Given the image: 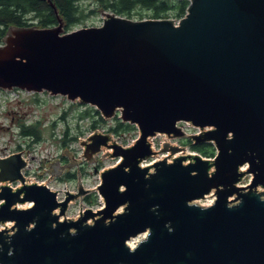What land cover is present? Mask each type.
Instances as JSON below:
<instances>
[{
    "label": "water",
    "instance_id": "1",
    "mask_svg": "<svg viewBox=\"0 0 264 264\" xmlns=\"http://www.w3.org/2000/svg\"><path fill=\"white\" fill-rule=\"evenodd\" d=\"M43 1L57 24L7 27L0 88L62 94L105 118L118 111L139 132L128 145L98 127L81 136L85 162L119 160L91 188L78 168L61 200L26 179L24 148L0 157V264H264V0H188L177 20L102 9L100 24L70 30ZM158 132L168 136L157 149L148 137ZM170 136L210 141L215 153L174 155L185 146ZM103 146L111 151L97 157ZM45 160L35 174L79 167L67 146ZM92 190L103 205L82 209ZM208 193L211 203L197 202ZM76 199L78 215H66Z\"/></svg>",
    "mask_w": 264,
    "mask_h": 264
},
{
    "label": "rangeland",
    "instance_id": "2",
    "mask_svg": "<svg viewBox=\"0 0 264 264\" xmlns=\"http://www.w3.org/2000/svg\"><path fill=\"white\" fill-rule=\"evenodd\" d=\"M80 3L84 8V17L81 18L79 22H76L71 29L86 25L100 24L102 21V16L100 15V13L102 12L103 8L99 5V3L95 2L94 0H80ZM90 9L93 10L90 11ZM148 13L149 12L145 8L136 6L132 10L130 17L139 18L140 14L143 15V18L151 17L148 16ZM168 17L177 20L180 16L172 15ZM2 99L3 98L0 97V154L17 150L23 146L27 148L26 153L29 155L30 162L28 168L26 169V173L35 177L36 180L49 179V171H43L42 174H35V172L43 168L41 165L42 159L46 158L45 162H48L52 157L59 155L64 146H67L68 150L75 155V161L79 163V167L75 166L73 169L69 170L75 173L74 176L66 177L65 172L58 175L57 177H53L51 182L54 183L60 182V184H62V182L67 181L69 186L75 189L77 183V170L78 168H80L81 178L82 180H86L84 184L88 187H94L96 185V182L98 181L99 170L101 168L113 165L116 162V158L97 160L91 163L85 162V158L82 154V145L79 142L81 140V136H85L86 133L93 129L92 127H90L91 117L93 115L85 116L83 118L78 117V111L83 109V105L78 103V101L73 100L72 106H70V102H66L67 99L65 96H55L54 98H50L47 94H40V100L36 101L32 99L26 101L11 99L10 103L5 104ZM54 100L55 103L53 102ZM63 112H65L64 117H61V114ZM29 116H31L32 121L40 119L44 127L43 138L39 140L37 144H32L31 139L26 135L19 134L18 123L21 121L24 122L26 118H29ZM52 122H55V124L51 125ZM181 123L184 127L187 128L186 130L188 133L195 132L199 129L198 127L193 126L190 123H186L185 121H181ZM66 124L70 126L71 133H76L77 137L76 139L66 141V144H63L58 137H60V135L62 134L63 128ZM97 126L105 125H103V123H98ZM52 130H54V134H52ZM133 133H135V130L132 131V133L130 132V137L134 136ZM53 135H55L56 138L53 137ZM164 136V134L158 133L153 137L152 141L155 148L158 149V147L160 146V142L164 139ZM185 139V136H181L172 138L171 141L174 144L185 146L180 154H186L188 152L196 151L189 146V143ZM28 145L31 146H29L28 148ZM64 152H67V150L64 149ZM101 154L102 153L98 154L97 157L106 156V154ZM163 156L164 155L162 154L161 157ZM69 163L70 158L67 155H62L60 158V165L65 166ZM98 164L100 165L98 166ZM246 167V165H243L244 169ZM250 177L251 174L246 173L238 183H247L250 180ZM260 188L263 187L260 186ZM90 193H93V190ZM213 194L212 196L201 198L197 200V202L203 205L207 204L209 200H213ZM82 203L83 206H87L88 204H90L86 202L84 198ZM98 205L99 204L96 203L92 204L93 207H97ZM78 211L79 200L77 199L70 202V205L66 210V215L75 217ZM132 241H134V239H130L129 243Z\"/></svg>",
    "mask_w": 264,
    "mask_h": 264
},
{
    "label": "trees",
    "instance_id": "3",
    "mask_svg": "<svg viewBox=\"0 0 264 264\" xmlns=\"http://www.w3.org/2000/svg\"><path fill=\"white\" fill-rule=\"evenodd\" d=\"M52 3L58 8L60 16L64 17L65 30L71 29L76 22H79L84 17V8L82 7L80 0H51ZM99 3L103 9L114 11L115 13L131 16L132 10L136 6L145 8L151 17H168V16H182L185 13L188 0H94ZM93 9H90L92 11ZM172 14V15H171ZM143 15L140 14L139 18ZM57 24L56 18L50 8V6L44 3L43 0H0V42L9 25H36V26H52ZM72 106V105H71ZM90 107L84 110H79L77 116L80 118L90 114ZM95 112L98 114L96 117L91 118L90 127L96 126L98 123L105 125L108 131L121 134L123 132H131L136 130V126L133 123L122 121L115 116L114 118L107 120L99 114V111L95 108ZM63 112L61 117H64ZM20 135H26L32 140L39 141L43 138L44 127L42 121L37 119L31 123L19 122ZM55 122H52L51 125ZM54 131L52 130V134ZM134 134V133H133ZM77 134H73L70 131L68 124L63 128L62 136L59 140L63 144L66 141L76 139ZM189 146L199 152L202 156L212 157L215 153V147L210 141H203L199 143H193L191 139H185ZM100 164H98L99 166ZM97 166V167H98ZM75 173L67 171L66 177L74 176ZM98 195L96 192L88 193L84 196V200L88 203H96Z\"/></svg>",
    "mask_w": 264,
    "mask_h": 264
},
{
    "label": "built area",
    "instance_id": "4",
    "mask_svg": "<svg viewBox=\"0 0 264 264\" xmlns=\"http://www.w3.org/2000/svg\"><path fill=\"white\" fill-rule=\"evenodd\" d=\"M40 94H42V95H44V94H47L48 95V97H50V98H54L55 96H62V95H52V94H50V93H48V92H43V93H41V92H38L37 94H36V92H34V91H28V90H25V89H21V88H12V89H0V97H2L3 99V102L5 103V104H8V103H10V100L11 99H19L20 101H26V100H34V101H36V100H40L39 99V96H40ZM67 99V98H66ZM69 99H67V101L66 102H70V104L73 102L72 100H70V101H68ZM28 102V101H27ZM40 102V101H39ZM54 103H55V100L53 101ZM35 103V102H34ZM81 105H83V109H85L86 107H88V106H91V105H89V104H81ZM91 114L93 115L92 117H96L98 114L95 112V110L94 109H91ZM119 114V113H118ZM30 118V119H29ZM29 118L28 119H26V122H30L32 119H31V116H29ZM186 123H189L188 121H185ZM95 127H98L102 132H106L107 131V127H105V126H95ZM95 127H93V129L95 128ZM182 128H186V127H184L183 125H182ZM93 129H91L88 133H86V135L87 134H90V133H92L93 132ZM159 133V132H158ZM158 133H156V134H158ZM115 137H117L118 139H117V141L120 143V144H122V145H128L133 139H135V137L137 136V132H136V134H133L134 136H132V137H130V133H128V132H123V133H121V134H118V133H112ZM155 134V135H156ZM161 134H164L165 136H168L166 133H161ZM155 135H152V136H149L148 137V140H153V137L155 136ZM173 137L172 136H170V140L172 139ZM165 140V137H164V139L162 140V141H164ZM153 142V141H152ZM37 144L38 142H33L32 144ZM25 144V143H24ZM162 144V142H160V145ZM26 145V144H25ZM153 146H154V144H153ZM155 147V146H154ZM22 148H24L23 149V155H24V157H27V158H29V155L26 153V150H27V148H25L24 146L23 147H21V148H19V149H22ZM18 149V150H19ZM110 150V148H108V147H105V146H103V149L100 151V152H102V153H104V152H106V151H109ZM11 152H13V151H9V152H6V153H2V154H0V157H2V156H6V155H8V154H10ZM160 157V155L158 154V155H153L152 157H148V158H145L142 162H141V165H146V164H149V163H151V162H153L155 159H157V158H159ZM119 160V158H116V162ZM28 166H29V163H28V165L26 166V167H24L23 168V170H22V172L26 175L25 177H26V179H28V181H36V182H38V183H45V184H47L50 188H52V189H54V190H56V198L58 199V200H61V199H63L64 198V192H65V190H74V188H71L70 186H69V184H68V182L67 181H65V182H62V184H60V182H51V180H52V178L53 177H50V175L48 176L49 177V179L48 180H46V179H40V180H36L35 179V177H33V176H31L30 174L28 175L27 173H26V169L28 168ZM99 181H100V176L98 175V181L96 182V185L95 186H97V184L99 183ZM84 182H86V180H83V183ZM17 183H19V182H16V183H14V182H11V185L12 186H14L15 184H17ZM84 186H86L85 184H84ZM94 186V187H95ZM86 187H88V186H86ZM88 188H91V187H88ZM97 194H98V199H97V202H96V204H99L97 207H93L92 206V204H88L87 206H83V203H82V209L83 208H86V207H90V208H92V209H96V208H98V207H101L102 205H103V198H102V196L97 192ZM78 213H79V211H78ZM78 213L76 214V216L78 215Z\"/></svg>",
    "mask_w": 264,
    "mask_h": 264
},
{
    "label": "bare ground",
    "instance_id": "5",
    "mask_svg": "<svg viewBox=\"0 0 264 264\" xmlns=\"http://www.w3.org/2000/svg\"><path fill=\"white\" fill-rule=\"evenodd\" d=\"M180 153H181V151H178V152L174 153V155H179ZM163 155H164L163 157H165V156L167 157L166 154H163ZM170 158H171V157H170ZM212 194H213V193H208V194L205 195V197H207V196H212ZM213 196H214V194H213ZM211 201H212V200H209V202H208L207 204L211 203ZM18 204H19V203H18ZM20 205H24V204H20ZM6 223H7L6 225H10L9 222H6ZM2 225H3V224H1L0 227H2ZM142 237H143V234H141V235H139V236H136V237H135L136 239H135V238H132V239H134V241H132V242H130V243L128 242L129 245H130V246L135 245V244L137 243V241H138L139 239H141Z\"/></svg>",
    "mask_w": 264,
    "mask_h": 264
}]
</instances>
